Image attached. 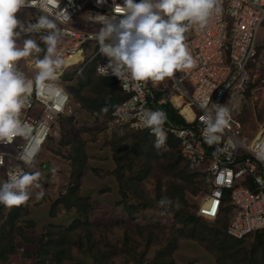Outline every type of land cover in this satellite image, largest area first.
<instances>
[{
	"label": "built area",
	"instance_id": "2783aa9c",
	"mask_svg": "<svg viewBox=\"0 0 264 264\" xmlns=\"http://www.w3.org/2000/svg\"><path fill=\"white\" fill-rule=\"evenodd\" d=\"M114 2L122 4L123 0ZM221 3L222 13L214 16L206 29L193 27L188 33L191 51L198 58L197 67L177 72L175 78L162 82H146L141 92L124 90L118 78L98 72V66L108 63L99 54V45L93 36L102 25L91 23L88 16L113 14V0H105L103 4L98 0H61L60 8L67 9L71 20L60 24L65 31L61 50L66 68L77 67L81 73L94 63L97 76L114 78L120 90L129 96L112 113L110 122L115 125L152 135L140 122V109L160 110V106L170 103L191 111V116L181 114L189 126H178L167 118L164 125L167 139L177 140L182 157L205 172L209 181L198 215L216 219L222 209L228 208L227 232L243 239L264 231V162L256 158L260 146L264 145V123L257 121V113L264 110V0H221ZM17 15L35 22L39 10L25 8ZM32 38L41 42L39 36ZM58 84L61 95L50 98L34 90L32 103L23 112L22 118L33 126L32 139L39 148L34 167L15 159L27 143L17 137L11 144H0V154H4L0 180L6 181L8 171L18 164L25 171H40L39 155L66 130L64 121L67 123L74 114L72 96L59 80ZM206 97H210V103L228 104L232 110L231 126L225 130L219 145H209L203 136L205 122L201 119L204 115L201 105ZM124 113L128 119H121ZM252 118L257 126L252 125ZM217 147L225 151L217 154Z\"/></svg>",
	"mask_w": 264,
	"mask_h": 264
},
{
	"label": "rangeland",
	"instance_id": "374dc122",
	"mask_svg": "<svg viewBox=\"0 0 264 264\" xmlns=\"http://www.w3.org/2000/svg\"><path fill=\"white\" fill-rule=\"evenodd\" d=\"M20 18L25 19L24 16ZM39 43L42 45V42ZM21 65L30 77H34L38 71L32 57L24 58ZM78 75L79 68H66L65 65L59 75V82L66 86L72 96L74 114L67 123L64 121V129L69 132L68 140L75 142L70 141L68 146L62 145L61 132V138L50 143L39 155L41 183L45 191L43 198H37L34 193L24 205L0 209V251H3L0 253V263L37 264L41 261L40 255L48 252L45 263L54 264L55 254L62 255L65 248L61 242L58 243L63 235H70L71 239L74 235L75 238V231L80 225L82 228L83 223L92 224L103 231L116 222L124 221L120 225L131 223L138 226L145 232V236L149 229L144 226L151 227L155 236L154 243L158 247L169 245L173 249L172 258L179 264H220L206 248L203 239L192 238L193 231L184 211L189 209L191 213H198L199 207L205 202L209 182L203 172L195 167L186 170L192 175L198 191L195 193L191 188L185 189L186 202L179 200L183 210L175 212L170 208L165 211L159 207L158 201L163 197H172L174 202L177 200L172 196L169 186L173 182L180 183V179L172 172L174 161L181 158L179 147L174 143L167 144L168 151L157 149L155 141L147 136L110 122L112 114L110 118L103 114L100 116L102 118L97 119L96 112L83 106L77 99L80 91ZM110 86L115 90L119 88L114 83H110ZM183 112L192 115L188 108L183 109ZM260 112L262 114H258L257 121L264 123V110ZM253 121L252 118V125L257 126ZM78 142L83 152L77 148L75 153L72 143ZM71 153L85 158L83 166L81 163L74 165ZM135 153L134 161L130 158ZM167 154L174 159L168 158ZM127 160L129 165L132 163L135 172L142 174L139 178L134 174L137 178L123 188L119 185L117 172ZM181 166H187L186 162L182 160ZM53 168L56 169L55 173L51 171ZM214 222L205 219L206 229L211 231ZM172 226L175 230H172ZM253 242V238L248 237L246 249L256 259L254 264H261L260 253L256 251ZM74 248L75 244L72 249L67 248L66 252ZM70 257L77 264H94L84 252L73 251L71 255H66L65 260Z\"/></svg>",
	"mask_w": 264,
	"mask_h": 264
},
{
	"label": "clouds",
	"instance_id": "9594fccd",
	"mask_svg": "<svg viewBox=\"0 0 264 264\" xmlns=\"http://www.w3.org/2000/svg\"><path fill=\"white\" fill-rule=\"evenodd\" d=\"M60 3L61 0H0V144H11L17 137L27 141L15 159L30 168L35 165L39 148L32 139L33 126L22 118L24 109L30 107L34 90L50 98L61 95L58 80L65 64L61 50L65 31L60 24L71 20ZM25 8L39 10L35 22L17 15ZM222 11L221 0H123L122 4L113 0V14L88 16L91 23L102 25L93 36L99 54L108 63L98 66V72L118 78L124 90L141 92L146 82H162L175 78L177 72L195 69L198 58L193 55L186 34L193 27L206 29ZM33 36H39L43 46ZM27 57L34 59L38 70L34 77L27 75L19 63ZM63 95L67 97L66 93ZM172 106L180 109L177 111L182 117V109ZM201 107L205 141L219 145L231 126L232 110L228 104L210 103V97L204 99ZM108 111V107L101 109L102 113ZM138 115L143 126L154 135L155 148L168 151L166 113L144 107ZM128 118L127 113L121 115V119ZM224 151L216 149L217 154ZM256 158L264 162V145ZM0 162H4V154H0ZM51 171L55 173L56 169ZM7 176L6 181L0 180V205L11 209L26 204L34 193L37 198L45 195L41 171H25L18 164ZM158 206L167 211L172 207L178 210L182 205L178 199L174 202L163 197Z\"/></svg>",
	"mask_w": 264,
	"mask_h": 264
},
{
	"label": "trees",
	"instance_id": "16d2710c",
	"mask_svg": "<svg viewBox=\"0 0 264 264\" xmlns=\"http://www.w3.org/2000/svg\"><path fill=\"white\" fill-rule=\"evenodd\" d=\"M95 76L97 75L94 63L88 65L80 73V75L77 76V81H79L80 86V91L77 99L82 103L83 106L90 107L94 112H96L97 119L102 118L100 116L103 114H105L107 118H110L114 110L121 103L127 100L129 96L121 91L120 88H116L115 90L110 86V83L118 85L117 81L114 78H105L99 76H97L99 77L97 78ZM68 77L71 78L72 76ZM96 78L99 80H97ZM83 86H87L88 88L85 89V87ZM104 107H108L109 111L107 113L101 112V109ZM160 110L164 111L167 115V118L175 122L178 126H189L178 114V111L175 109V107H173L170 103L160 106ZM260 114L262 113H259V115ZM71 119L72 118H70V120ZM128 130L135 132L131 129ZM136 132L147 136V138L151 139V141H155V137L149 135L147 132ZM69 137V132L63 130L62 145L68 146L71 144V142H75L73 140H68ZM174 143L179 147L178 141H176L172 137L168 138L166 141V144ZM80 144V142L72 143L74 147L73 151L75 153L77 152V148H79V151L83 152ZM77 155L78 154L71 153L70 158L73 160L74 165L81 163V165L83 166V161L85 158H81ZM136 155L137 153L131 155L130 159H133L135 161L134 157ZM166 156L168 158H171V160L174 159L172 155L167 154ZM182 160L186 162L187 166H181ZM174 162L175 164L172 167L174 168L172 172L174 173V176L176 178L180 179V183L173 182V184H170L169 188H171L172 196H174V198L186 202L184 192L186 188H191L195 193L198 191V188L195 187V181L193 180L192 175H190L189 171L186 170H190V168L195 169L198 167L191 165L182 157V155L179 161L177 160ZM131 165L132 163L129 165L127 160L122 166H120V169H118L117 179L119 185H122L123 188L129 186L135 178L141 177L140 175L142 173L135 172L133 170L134 168H132ZM76 171L77 170L75 169L74 172L76 173ZM129 173H131V175H129ZM134 174L137 175V177H134ZM203 174L205 176V172H203ZM72 176H74V174ZM171 198L172 197H170V199ZM2 207L4 206L0 205V209H2ZM172 208L175 210V212L179 211V209H182L181 207L178 210L175 207ZM184 211L186 212L187 216L186 220L188 224L191 225V230L193 231L192 238L203 239V242L206 243V248L214 254L220 264H236V262L229 261H237L244 264H254L256 259L252 254L249 255V252L246 249V239L248 237L253 238L255 249L260 253V261L262 260L261 264H264V231H258L244 237L243 239H237L230 236L227 232V228L229 226L228 208L222 209L218 217L214 219V228L211 231L206 229L207 226L205 225V219L198 216L196 212L191 213L189 209H185ZM122 222H116L112 224L114 226L110 225L103 231H100L97 226L89 223H83L82 228L80 225L75 231V238L73 237L74 235L72 236V239L69 238L70 235H63L60 239H58V243L61 242V244H63L65 248L62 255L55 254L54 264H77V262L74 261L71 257L65 260L66 255H71L73 251L84 252L87 256H89V258L93 260L94 264H179L172 258L173 249H171L169 245H165L166 247L160 245V247H158L156 243H154L155 236L153 231L151 230V227L144 226L146 227V229H149V233L145 236V232L142 231V229L138 226L132 225L131 223L120 225L122 224ZM173 229L174 226H172V230ZM179 230L181 231V229ZM208 231L210 233H208ZM103 234H105L106 236L104 237ZM117 234H119V236H117ZM74 244L76 245V248L71 250ZM67 248H71L70 252H66ZM0 253L2 254L3 251H0ZM47 255L48 252L42 253L40 255L41 261L37 264H46L45 262L47 261Z\"/></svg>",
	"mask_w": 264,
	"mask_h": 264
},
{
	"label": "crops",
	"instance_id": "0c3cea01",
	"mask_svg": "<svg viewBox=\"0 0 264 264\" xmlns=\"http://www.w3.org/2000/svg\"><path fill=\"white\" fill-rule=\"evenodd\" d=\"M177 110H180V109H177ZM182 113H186V112H183V110L181 111ZM188 113V112H187ZM190 114H191V112H190ZM0 264H2V263H0Z\"/></svg>",
	"mask_w": 264,
	"mask_h": 264
},
{
	"label": "snow or ice",
	"instance_id": "6c2138e0",
	"mask_svg": "<svg viewBox=\"0 0 264 264\" xmlns=\"http://www.w3.org/2000/svg\"><path fill=\"white\" fill-rule=\"evenodd\" d=\"M214 210H215V204L213 205V212H214Z\"/></svg>",
	"mask_w": 264,
	"mask_h": 264
},
{
	"label": "bare ground",
	"instance_id": "6f19581e",
	"mask_svg": "<svg viewBox=\"0 0 264 264\" xmlns=\"http://www.w3.org/2000/svg\"><path fill=\"white\" fill-rule=\"evenodd\" d=\"M64 67V66H63Z\"/></svg>",
	"mask_w": 264,
	"mask_h": 264
}]
</instances>
